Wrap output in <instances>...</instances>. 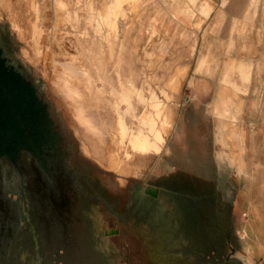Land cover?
<instances>
[{
    "label": "rangeland",
    "instance_id": "374dc122",
    "mask_svg": "<svg viewBox=\"0 0 264 264\" xmlns=\"http://www.w3.org/2000/svg\"><path fill=\"white\" fill-rule=\"evenodd\" d=\"M234 1L248 25L218 65L214 27L161 31L145 1L0 0V264H264V0ZM253 35L262 63L232 58ZM170 112L159 153L121 142Z\"/></svg>",
    "mask_w": 264,
    "mask_h": 264
},
{
    "label": "crops",
    "instance_id": "0c3cea01",
    "mask_svg": "<svg viewBox=\"0 0 264 264\" xmlns=\"http://www.w3.org/2000/svg\"><path fill=\"white\" fill-rule=\"evenodd\" d=\"M111 1L148 2L147 7L145 8V11L147 12V13L145 12V15L146 16L148 15L150 17L159 16L160 18H163V23L160 24V26L163 27L161 31L170 30L171 32L176 31L179 33L191 32L195 34H200L201 37V34L203 33L204 29H206L207 26H210V28L214 27L213 30L211 31L214 32L215 34H213V36H210L208 38L209 43H207V47L211 50L212 48L214 49L213 50V55L215 58L214 63L218 65L223 64L225 60L223 62H220L219 64L218 62L219 58L217 54L218 53L219 55L220 53L223 54V52L226 49L227 51L225 53L226 55H228L231 49L233 48L236 49L235 38L233 37V35L239 33L238 35L240 36L241 32L245 31V25H248L240 17V14L243 12V2L237 3L234 0H111ZM59 2H61V0H55L56 6L63 7V4L62 3L60 4ZM125 6L126 4H124L123 8H125ZM251 15L253 16L256 15V18H258L261 15L260 10L257 11V8H255L254 10H252ZM206 16H208V18L205 20V23L201 27V23L204 21V18ZM237 17H239V19ZM218 18H219L218 21L219 26L215 28L217 25L216 24L217 22L215 23V20H217ZM61 22L63 23L64 21L61 20L57 21V23H55V28L56 26L59 27ZM255 25H258L257 20L255 21L254 26ZM57 30L63 31L62 28H59ZM207 31H210V29H208ZM259 42H261V40ZM257 43H258L257 37H255V35L251 36V38H249L244 43V45L237 47V52H236L237 54L232 58L241 61L245 64H261L262 63L261 61L254 62L252 60V58L255 56L253 55L254 54L253 52H255L256 49L259 47ZM241 48L245 49V52H241ZM209 49L207 50V54L210 56ZM226 57L228 58V56ZM208 63L212 64L210 60ZM240 65L245 66L247 69L248 72L247 76L249 79L248 88H249V85L251 84L252 67L250 65H244V64H240ZM173 77H174L173 74L169 76V78L166 80L165 87H167L168 80L172 79ZM197 91L198 89L196 88L192 90L194 96L197 93ZM202 91L203 93L204 92L207 93L206 89L205 90L203 89ZM242 111H245L244 103H243ZM257 121H258V117H257ZM253 137L255 138L254 140L255 143H257L256 135H253ZM245 138L246 136L243 138L244 139L243 144H245Z\"/></svg>",
    "mask_w": 264,
    "mask_h": 264
},
{
    "label": "bare ground",
    "instance_id": "6f19581e",
    "mask_svg": "<svg viewBox=\"0 0 264 264\" xmlns=\"http://www.w3.org/2000/svg\"><path fill=\"white\" fill-rule=\"evenodd\" d=\"M57 29H58V27H57ZM56 31H58V30H56ZM184 72H186V68L185 69H182L180 67L177 68L175 71V76L172 79L168 80L167 88H171V89H172V87L177 88V86L175 84L176 80H177L176 76L182 75V74H184ZM227 73H228V69H225L223 71V76L221 77L219 89L217 90V92L215 94L216 95L215 100L212 103V105H210L211 106L210 107L211 114H213L214 116H217L220 119V123L222 124L224 129H226L225 127H227V123H228V120L226 119V115L229 113L228 104H229V102L232 103V100H231L230 95L228 93V86L229 85H228V83H225V81L227 80ZM43 74H44V76L46 75L45 72ZM193 81L194 80L192 78H190L189 84L192 85ZM160 121H161V119H160ZM121 124H122V122H121ZM152 124H153L152 122H148V126H149L150 131H152V129H153ZM160 125L161 126H160L159 131L157 133H155V135H154V140L150 141L148 139L147 135H143L142 138L139 139V141H136V140L134 141V139L132 138L133 131L129 127H127L126 125L122 124L123 132H122L121 138H120L122 140L121 142L122 143L123 142L124 143H130V144L138 143L139 147L142 149L143 152H145V153L154 152L157 154L160 152L161 146L164 143V137L170 133L169 130L173 126V113L170 112L169 114H167L166 118L162 119ZM223 130H221L222 134L224 132ZM232 136L233 135H231V139H232ZM252 210H254V209H252ZM254 211H255L256 216H258V210H256V208H255ZM255 214H253V215H255ZM93 223L95 224V235H96V240H97V248L101 252H103L104 254L110 253L112 250H111V247L107 244L108 238L104 236L107 234L103 235L102 230L99 228L96 220ZM259 223H261V222H259ZM105 231H107L106 227H105ZM258 251H259V249H258ZM248 255H249V260L251 261L252 260L251 259V256H252L251 251H248Z\"/></svg>",
    "mask_w": 264,
    "mask_h": 264
},
{
    "label": "water",
    "instance_id": "95a60500",
    "mask_svg": "<svg viewBox=\"0 0 264 264\" xmlns=\"http://www.w3.org/2000/svg\"><path fill=\"white\" fill-rule=\"evenodd\" d=\"M143 193H144V194H147L145 191H143ZM154 197H156V196H154Z\"/></svg>",
    "mask_w": 264,
    "mask_h": 264
}]
</instances>
